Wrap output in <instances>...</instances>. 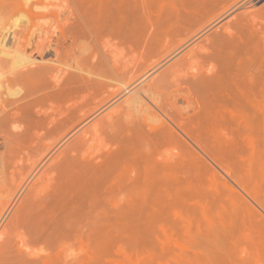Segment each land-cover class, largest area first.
I'll list each match as a JSON object with an SVG mask.
<instances>
[{
	"label": "bare ground",
	"instance_id": "1",
	"mask_svg": "<svg viewBox=\"0 0 264 264\" xmlns=\"http://www.w3.org/2000/svg\"><path fill=\"white\" fill-rule=\"evenodd\" d=\"M103 1H106L105 3H103L104 7H103V4L100 3V0H99L97 3L98 4L100 3V5L102 4V6H100L101 8L100 7L98 8L97 6V8L93 9L92 11L94 12L95 10L94 13H91V11H87V13L90 12L91 14L85 13L86 16L88 15L89 17H86L85 14H82L83 17L84 16L85 17L84 19L83 18L81 19H83L85 26L87 24L88 30H89V33L87 31V34H89V36L96 43V47L91 48L92 50L90 49L88 53L85 48V52L87 54H85V52L83 54V51H81L82 53L75 52L74 46L76 45V43H79L77 41L80 39H77V36L80 33L78 35L76 34L77 36L75 34L69 33L70 34L69 35L68 33H66L67 35L64 36L66 38L63 37L64 39H62L61 42L58 40L59 44L56 43V45H53L51 42L54 40L55 38L54 36H53V40L51 41L49 39H45L44 34H42V36L43 35L44 36L41 37L39 33H38L40 36L39 40L40 38L41 39L43 38L44 40L42 39L41 41H38V38H37L36 39L37 41L33 43L34 38H32L33 44H29V43L25 44L26 42H23L24 40L22 41V34L19 31V34L21 35L20 36L21 41L20 39L18 41H20L21 43L19 44V42L17 43L16 41L17 44H15L13 48L7 47L8 50L0 51L2 52L0 53V56H1L0 61L10 60L11 58L10 59H7V58L11 57V54H12L11 51H13L15 54V55L14 54L12 55H14V57L17 56L18 58L17 61H14V60L10 61V63L14 61L13 64L15 65L16 69L13 68L12 65L10 66L12 67V69H15V70L14 71L12 70L13 71L12 76L11 78L7 80V83L9 86L10 85L17 86L16 88L9 87L10 88L9 90L12 89L11 91L14 92L13 89L15 88L19 91L18 94L17 92L13 93L9 91L10 92L9 94L5 93L3 95V93L6 92L5 91L6 89L8 91V88H6L7 84H5V82L3 81L0 82V139L2 143L4 144L5 143L21 144L18 146L20 150L19 149H17V151L14 150V152L19 151L18 155L17 153H15V156L13 155V157L11 155V152H12L11 150H13L11 149L12 148L11 144H9L11 148L8 147V144H7L8 148L5 147L8 150L9 148L11 149L9 152L10 154L8 153V155H6L7 159H10V158L12 159H10L9 165L7 164L10 167L9 168L10 169V183L9 184L0 183V191L2 190L4 192L3 194L4 196L1 197L0 199V264H40V263L46 262L49 259L51 262H55L56 264H65V259L62 256V253H63L61 250L62 248L59 249L58 251H57V248L62 246L63 239L65 238V234L69 233L67 232V228L69 226L68 218L72 217V216H68L70 211L72 210V209L71 210L69 209V206L71 208L70 203L72 204L71 201L74 199V197L77 196L82 191H85L91 188L93 185L91 183H95L94 181L97 180L98 173L99 172L103 173V171L106 170L108 166H111V164L113 163L112 160L114 158H115L114 165L116 164L120 165V163L122 162L119 159H122L123 154H125L126 156H128L127 158H129L127 159L126 156L123 157V160H124L123 162H126L125 159L128 160L126 163L131 161L130 160L131 158L132 160H136V161L141 160V162H143L144 164L149 163V162L157 163V161L159 160H157L156 158L152 156V152L154 153L155 151L154 150L151 151L148 147L149 141L152 142L154 140L157 142L165 141L168 143L169 142L175 143L179 141L178 140L179 138H182V136H184L185 140L188 139L192 144L194 143L195 145H199L200 140L198 141L196 133H195L196 127L194 125L195 127L194 128L192 125L193 121H196L199 115L195 113L189 114V112L184 109L185 105L183 107V104L186 103L189 107V99H191L194 96V94H198V93L204 94V96H206V94H209V95L219 94V95L228 96V93L229 94L231 93V96H234L233 99L237 100L242 95V54H241L242 35L244 37L245 44L249 45L251 48L253 49L264 48V0H165V4L163 6L164 11L166 13L165 16H167V19L165 20V24H166V21H167V24L168 22L173 21V24L175 25L176 30L177 29L179 30L180 28L184 27V25L186 26L187 23H190V22L192 23V21L194 20L195 22L198 21V24L200 23L199 20L201 22L202 20H204L203 22L205 23L206 19L204 18L200 19L201 18L200 16L204 15L205 13H209L211 15V18H210L211 21L212 20L215 21L223 16L220 19V20L223 19L222 23L221 24L219 23L220 25L219 24L215 25L216 27H213L211 31L209 30V33L204 31L206 34L204 33L203 36H201L200 38L198 37V40L196 41L188 42L190 38L188 39L187 38L188 36H187V37H184L186 38L187 42L185 41V44L183 45H180V46L178 45L180 42L179 40V42H177L175 45L166 44L163 46L162 49H160L161 47L157 48V50L158 49L161 50V51L159 50L160 53L157 52V50H156L157 53L156 52H153V53H155L156 56L159 53L160 56L153 62L152 64L153 66L142 68L143 67L142 64L144 65V62H143L142 64H140L142 67L139 66V64L137 65L138 68L140 67V69L138 70L136 69L133 71L132 68L134 67L135 69L136 66H134L135 65L134 64L133 67L129 68L128 65L133 63L129 60V57L127 58L129 60L128 63L130 64H127L126 62H124L127 59H124L122 61L123 58L122 59L119 58L120 56L119 54L121 51L119 44H121L122 42L124 44L125 43L127 44L128 42L126 40L128 41L132 40V42L134 40V43H135L136 41L135 36L138 35L137 34L138 32H136V34L133 33L131 35L129 33L130 32L129 28H132L133 30V25H135L134 27H136V25L139 26L142 23L139 22V25H138V22H137V24H133L132 27L129 26V24H132L130 23L131 21H128V19H126L128 18L127 15H125L126 17H124V14H125L124 8L127 9L129 7L128 5H126L128 1H126V4H124L128 7H123V4H122L123 2L119 3L117 0H116L117 1L116 4H113L114 2H111V0H103ZM139 2H141V0H139ZM64 3H68V2H64ZM77 3H80V2H77ZM97 3L92 4V5L94 6ZM237 3H241V5L238 8V10L235 13H233L232 8ZM260 3H262L261 6H259L260 8L258 9L257 7L253 8L254 6ZM63 5H66V4H63ZM69 5L70 3H68V6ZM68 6H67V9H68ZM71 6L73 5H70L69 7L71 8ZM88 6L93 8V6L91 5H88ZM132 6L130 8H133ZM137 6L139 5H136V8ZM146 6L148 5H144L141 8L145 10ZM77 8L78 7H76V10ZM82 9H84V7ZM76 10L74 11L72 9L70 13L69 12L68 13L70 14V16L73 15V17L77 19L79 16H81L82 12L79 13L78 15V13H75ZM146 10H148V7ZM164 11L162 12V14H164ZM126 12L127 14H129L128 11ZM139 13L143 14L144 12L143 13L138 12L137 14ZM209 14L208 16H210ZM136 16L134 17L136 18ZM204 16H206V14ZM208 16H207V19H208ZM139 17H140V14H139ZM161 17L159 18L161 19ZM141 18H142V15H141ZM36 19L34 20L36 21ZM145 19L146 18H144V21L143 20L142 21L140 20V21L144 23ZM147 19L149 20V16ZM161 21L159 20V22L162 24ZM211 21L209 22L211 23ZM39 22L40 21H38V23L36 24H39ZM159 22L157 23L160 25ZM193 24L194 26L192 24L191 25L192 27L195 28L196 25L195 23ZM34 25L32 24V26ZM149 25H150V28H149ZM202 25L203 24H201L200 27H204L205 24L203 26ZM207 25H208V22H207ZM152 26L153 25L150 21L148 25L145 24V25H142L141 27L142 28L148 27L149 29H151ZM141 27L140 28L137 27V28L142 29ZM187 27L189 28V26ZM198 27L199 26L197 25V28ZM209 27H211V25H209ZM156 28H159V27H156ZM43 29L44 28H42V30ZM109 29L115 30L114 35H116V37H114L113 35L115 40L113 37H111L112 35L108 36L109 34H113L112 32L110 33L108 32ZM208 29L209 28H207V31ZM84 30L82 29V32ZM143 31H147V34L150 33V30L149 32L148 30H143ZM151 31L154 34V30H151ZM155 31L157 32V29ZM31 32H34V30ZM69 32H72V31H69ZM132 32H135V31H132ZM160 32L159 34H161ZM198 32H200V30ZM180 34L182 35L181 32ZM33 36H36V35H33ZM106 36L113 38L114 42L110 43V41L108 40V38H106ZM140 36L143 37V35H140ZM140 36L139 38H141ZM154 36L152 37L153 38L152 42L155 40L157 41V39H155ZM182 36H185V34ZM11 37H13V34H11ZM16 37L17 36H14L15 39ZM49 37H51L50 34H49ZM49 37H46V38H49ZM57 39L54 42H57ZM181 40L183 39L181 38ZM143 41L145 45V43L150 40L148 38L146 42L144 39ZM11 42L13 43V40L10 41V43ZM150 44H148L149 46L147 47L151 48ZM152 44H154V46L156 47L155 43H152ZM5 45L6 44L4 43L3 44L4 48L2 47V49L6 48ZM132 45H131V48H132ZM141 45L144 47L143 43H141ZM136 46H138V44ZM147 47L143 49L146 50ZM118 48H120L119 52H118ZM149 52H152V51H149ZM131 55H133V53ZM135 56L136 58L138 57L137 54H135ZM170 61L171 63H169ZM57 62H61V63L63 62V66H61L62 64L59 65ZM115 77L122 79V86H117V85L115 86L114 85L115 82L112 83ZM2 80L5 81V77L2 78ZM225 83H229L230 85L228 84V86H226L227 84ZM4 88H5L4 92L1 91ZM83 89H86L88 92H90V95H87L88 93L87 94L84 93L88 97L87 96L77 97L76 95L79 93L78 91H82ZM21 90H23L21 93L24 92L22 96L20 94ZM86 90H83V91H86ZM10 94L12 95L16 94V97H14L15 96L14 95L13 96L14 98H13L12 95L10 96ZM5 95H8L11 98ZM18 95H20L21 97H19ZM228 103H230V106H231V103L235 104L236 102L234 103L231 100V102H228ZM212 104H215L214 101ZM236 105L238 106L239 104H236ZM207 113H212V112L210 110V112L207 111ZM205 115L206 113L204 114V116ZM150 116L158 118V121L155 122L156 118L155 119L152 118V120L154 119V121L151 122L149 119ZM209 116L211 117V115ZM227 116L225 118H227ZM215 121L217 122V120ZM240 128L241 127H239V129ZM96 134L98 135L104 134V136L110 135L112 137L111 138L112 141H114L112 146L103 150L104 148H106L104 147L102 149L103 151L99 153H98L99 149L95 147L96 148L95 151L97 154H85L84 153L85 151L82 150L83 147L89 142L93 143V140H91V138L96 136ZM51 135L53 136V140L51 138L48 140V142H50L51 140L52 142L44 143V140L48 139V137ZM98 137H101V135H99ZM229 138L227 139L229 140ZM100 139L102 138H99L98 140L99 143L100 141H102ZM219 139L221 141V138ZM98 141L96 140V142ZM104 143H100V144H104ZM105 144H108V142H106ZM155 144L157 145V143ZM156 145H154L155 147L151 146L152 148L151 147L150 148L154 149L156 148ZM168 145L169 144H167V146ZM202 147L205 148V146H202ZM159 149H160V146H159ZM5 152H8V151H5ZM120 153H123L121 158H120ZM161 156L163 155H160V157ZM7 159L5 160L7 161ZM173 160H170L167 162L166 161H162V162L160 161V162L162 164H165V163L173 164L175 163ZM185 160L187 161V159ZM5 162H3V166L6 164ZM135 163L137 164L138 162H135ZM190 164H193V162ZM132 165H134L133 162H132ZM138 165H141V163ZM160 165H157V166H160ZM129 166L131 167V165ZM134 166H135V169H137V166L136 165ZM146 166H148V164ZM186 168L188 169V167ZM191 168H193V166ZM191 168L189 167L190 170ZM133 169L132 170L130 169V171L127 172L128 176H130V179H133V175L135 177ZM156 169L158 170V168ZM156 169L154 171H156ZM124 170H123V173H124ZM175 170L178 171V168ZM148 171L149 169L145 167L144 173H148ZM151 171L153 170L151 169ZM172 171H174V169ZM3 172L4 171H2V173ZM156 172L159 173V170ZM107 173L111 174L113 178V174L110 173L109 170L106 172V174ZM141 173L142 172H140V174ZM137 174L138 172H136V175ZM163 174H164L163 177H162V174H160V176L162 177V179L165 180L167 178V175L166 173H163ZM3 175L2 177H4ZM109 177L110 175L108 176V178ZM135 178L134 180H131V181H135L136 180ZM104 179L106 182L107 175H106V178ZM104 179H103V182H104ZM138 179L136 181H139ZM110 180L108 179L109 182ZM108 181L104 184H107ZM120 181L119 182L117 181V183H120ZM131 181H130V185H133V187H135L134 189L136 190L135 184L137 185V182L131 184L132 183ZM157 181H156V185H159L160 181H158L159 183H157ZM166 181H168V179L165 180V182ZM174 181L178 182V179ZM171 182L173 183V185L175 184V182H173V179H171ZM125 183H120V185L121 184L125 185ZM161 183L160 185L166 186L165 183H162V184ZM114 184H112L114 185V187L112 188L115 193L112 192L113 191L112 188H110L109 190L111 191L110 193L116 194L118 190H121V189L124 191L126 190L124 187H120V189L118 188L117 190H115L116 189L115 187L117 185L116 183ZM139 185H141V183ZM170 185H167V187H169ZM99 186L101 188L97 186L98 187L97 190L104 189V188L102 189V184ZM94 187L96 188L95 185ZM150 187L151 186H149V191H150L149 197H151L150 193L152 189H153V192L158 191L159 193V189L155 190V188L151 189ZM158 187L161 188L160 186ZM107 188L109 187L107 186ZM132 188L130 187L131 191H133ZM141 188H143V186H141ZM172 188L174 189V187ZM137 189H140L138 188V185H137ZM92 190L94 189H91V191ZM122 190L120 192L121 194L123 193ZM164 190H163V193H164ZM136 191L138 192V190ZM100 192L102 193V191ZM104 192H107L108 194H110L108 190L106 191L104 190ZM160 193L158 196L159 199H160ZM114 194H110V195L114 196ZM101 195H103V193ZM85 197H84V200H82L81 198L83 203H85V200H86ZM97 197L98 196H96V198ZM106 197L108 198V196ZM96 198L94 201L97 200ZM100 198L101 196L98 198V202L99 201L101 202ZM161 198H163V196H161ZM101 199L103 200V202H105L104 201L105 197L104 199L103 198ZM81 200H79V202ZM91 200L93 199L88 198L89 202ZM143 200H144V197H143ZM145 200H147L148 203L147 202L146 203L148 205H149V202L151 204V201H148V199H145ZM122 201L123 200L120 201L119 199L118 203L119 202L121 203ZM133 202L131 204L132 207H127L125 210L128 212V214L130 212V215H131V209L133 208V205H134ZM137 202L139 203V201ZM76 203H78V201ZM146 203H145V206H143L144 208L148 206ZM86 204H87V201H86ZM107 204L104 203V205H107ZM154 204L152 203L153 206H155ZM140 205H138V207ZM128 206H130L129 203H128ZM78 207L83 208L80 205ZM148 207H151V206H148ZM94 208L95 207H93V209ZM105 208H107V206ZM146 209L147 207L145 208V210ZM118 211L117 213H119ZM132 211H134V209ZM80 212L81 211H78L76 213L79 214ZM137 212L138 211H136V214ZM141 212H142V209H141ZM141 212L139 211L140 214ZM113 213L115 214V212ZM134 213L132 212V214ZM86 215L87 214H85V216ZM91 215L93 214L91 213ZM122 215L120 216L121 218H122ZM99 216L100 218H102L101 217L102 215H99ZM92 217L96 218L94 216ZM139 217L141 218L143 216H139ZM140 218H138V220H140ZM70 219L71 218H69V220ZM96 219H98V217ZM105 219H104V223L106 222ZM117 219H120L119 216L117 217ZM93 220H92L93 222L92 225L94 228H96L98 224L100 225V223H98L97 225H94V223L98 222V220H96L95 222ZM79 223L80 222H78V224ZM85 225L88 228L90 227L93 228L92 226L87 225V223L84 224V227ZM110 226L111 225H109V227ZM100 227H103V226L101 225L98 228ZM109 227L107 226L105 228L109 229ZM74 229L75 228H72L73 231L71 230V232H74ZM76 229H77V225H76ZM68 230L70 231V228H68ZM112 230L110 233H113ZM81 231H82V228H81ZM72 234L70 233V235ZM106 234H108V232ZM96 237L97 236H95V238ZM91 240L95 242L94 238ZM43 251L44 252L48 251V252L45 255L42 253ZM79 256L81 257V255ZM51 262H49V264H51ZM70 262H72V260L71 261L69 260V263Z\"/></svg>",
	"mask_w": 264,
	"mask_h": 264
},
{
	"label": "rangeland",
	"instance_id": "2",
	"mask_svg": "<svg viewBox=\"0 0 264 264\" xmlns=\"http://www.w3.org/2000/svg\"><path fill=\"white\" fill-rule=\"evenodd\" d=\"M63 1L70 3V5H73L74 8H73V6H71V8H70L69 7L70 5L68 6V3H64ZM98 1L97 0H0V34L1 35L3 34L2 36L0 35L2 37V38L0 37V41H1L0 42V51L8 50V48H11V47L13 48V46L15 44H17L18 42L20 44L21 43L20 42L21 41V38H20L21 35L19 34V31H20L22 34V41L24 40L23 42H26L25 44H28V43L33 44L37 41L36 40L37 38H38V41H41L43 38L42 39L40 38V40H39V37H40L39 34H40L41 37H43L45 35L44 38L49 39L51 41L53 40V36L56 39L58 38L57 42H54V41H56L55 38L51 42L53 45H56V43L59 44V41L61 42L62 39L66 38V37H64L65 35H67L66 33L75 34V35L76 34L78 35L80 33L78 36L76 35L77 39H80V40H78V41L76 40L79 43H76V45L74 46L75 52L76 53H78V52L82 53L81 51H83V54H84L85 48H86V51L88 53L91 48L96 47V43L89 36V34H87V31L89 33L88 26H87V24H86L87 27L85 26L83 19L86 16L85 13H87V11H91V13H94L95 10H94V12H92L93 9H96L97 6L99 8L100 6H102L103 3L106 2V1L100 0V3H102L100 5V3L99 4L97 3ZM117 1L119 3L123 2L122 3L123 7L129 6L128 7L129 9L124 8L125 14L123 13L124 17H126L125 15H127L128 18H126V19H128V21H131L130 23H132V24H129V26L132 27V25L137 24V22H138V25H139V22L142 23L139 26L136 25V27H134L135 25H133V30H132V28H129V31H130L129 33L131 35L133 33L136 34V32H138L137 33L138 35H136L137 37L135 36V40H136L135 43H134V40H133V42H132V40H129V41L126 40L128 43L124 44L122 42L121 44H119L121 49L118 48V52L121 50L120 54H119L121 57L119 56V58H121V59L123 58L122 61L124 59L128 60L127 57H129V60L131 62H133V63H131L132 64L131 65L130 63H128L129 60L124 61L127 64H130V65H128L129 68L133 67V65L135 64L134 66H136V67H135V69H134V67L132 68L133 71L136 69L137 70L140 69V67L138 68L137 65L139 64V66H141L140 64H142L143 62H144V65L142 64V66H143V67L141 66L142 68H147L148 66H150V67L153 66L152 65L153 62L160 56V54H159L161 51L160 49H162L164 45H166V44L175 45L177 42H179V40H180V42L178 45L179 46L183 45V44H185V41H186V38H184V37H187V36H188L187 37L188 39L190 38L188 40V42L196 41V40H198V37L200 38L201 36H203V34L205 33L204 31L209 33V30L211 31L213 29V27H216L215 25H217L219 23L221 24L222 20H223V19L220 20L223 17L222 16L221 18H219L215 21L214 20L211 21L210 20L211 15L209 13H205L206 16H204L205 15L204 14V15L200 16L201 18L199 17L200 19H202V18L206 19L205 23L203 22L204 20H202L203 23L200 20H199V22L203 25L205 24L206 26L204 25V27H200L201 24L199 23L200 24L199 25L198 21L195 22V20H194V21H192V23L191 22L187 23L186 26L184 25V27L180 28L179 30L177 29L178 30V32H177L176 27L173 24V21L168 22V24L166 21V24H165V20L167 19V16H165L166 13H165L164 7H163L165 4V0H153V1L152 0H141V2H139V0H117ZM117 1L111 0V2H114L113 4H116ZM126 1H128L127 4H126ZM77 2H80V3H77ZM83 2H85V3L87 2V3L85 4ZM71 3H73V4H71ZM95 3H97V4L94 5L95 6V8H94V6L92 4H95ZM63 4H66V5H63ZM124 4H126L128 6H126ZM261 4L262 3L254 6L253 8L257 7V9H258V8H260L259 6H261ZM88 5L93 6V8L89 7ZM136 5H139V6H137V8H136ZM144 5H148V6H146L145 10L143 8H141ZM149 5L151 6V8ZM240 5H241V3H237L234 5V7L232 8L233 13H235L238 10ZM67 6H68L69 10L67 9ZM75 6L78 7L77 10H76ZM82 6L84 7V9H82L83 8ZM131 6L133 8H130ZM103 7H104V4H103ZM147 7H148V10H146ZM152 7H154V8H152ZM72 9L74 11L76 10L75 13H78V15H79V13L82 12L81 16H79L80 18L79 17H78L79 19L77 18L78 21L75 17H73V15L70 16L69 13ZM86 9H88V10H86ZM140 9H142V10H140ZM126 11H128L129 14H127ZM163 11H164V14H162ZM138 12H142V13L144 12L145 14L147 12V14L148 13L149 14L145 15L144 13L143 14L139 13L140 14V17H139V14H137ZM88 13H90V12H88ZM82 14H85V16L83 17ZM208 14L210 16H208ZM33 15H34V17H33ZM64 15L65 16L67 15L68 17L67 16L65 17ZM136 15H138V16H136ZM141 15H142V18H141ZM134 16H136V18ZM148 16H149V20L147 19ZM207 16H208V19H207ZM86 17H89V16L87 15ZM132 17H133V19H132ZM138 17H139V19H138ZM159 17H161L162 21ZM81 18H83V19H81ZM129 18H131V19H129ZM144 18H146V19H145V22L143 23L141 21L142 20L144 21ZM34 19H36V21L37 20L40 21L39 24H36V23H38V21L36 22ZM134 19L135 20L138 19L139 21L136 20V22H135ZM32 20H34V21H32ZM146 20H147V22H146ZM159 20L162 22V24L159 22ZM196 20H198V19H196ZM31 21L34 23H32ZM150 21L153 25L151 29H149L151 24L149 25V28L146 27L147 29L144 27H143L144 28L143 29L141 27L142 25H145V24L148 25L150 23ZM209 21H211V23ZM219 21H221V22H219ZM157 22H159L160 25ZM207 22H208V25H207ZM31 23L33 25L34 24H36V25L32 26ZM193 23H195V25H196L195 28L192 27V25L194 26ZM73 24H75V25H73ZM170 25H172V26H170ZM197 25L199 26L198 28H197ZM209 25H211V27H209ZM38 26H40V27H38ZM187 26H189V28H191V29H189ZM137 27H139V28L141 27L142 29H138ZM156 27H159L160 29L156 28ZM42 28H44V29L42 30ZM67 28H69L70 30ZM169 28H171V29H169ZM201 28H203V29H201ZM207 28H209L208 31H207ZM82 29L83 30L85 29L84 30L85 32L84 31L83 32L86 34V36L82 32ZM156 29H157V32L155 31ZM187 29H189V30H187ZM198 29L200 30V32H198L199 31ZM33 30H34V32H31ZM80 30H81V32H80ZM139 30H140V32H139ZM143 30H148V32L150 30V33H152V34H153V32L151 30H154V34L153 35L150 33L147 34V31H143ZM69 31H72V32H69ZM114 31H115L114 29H109L108 32L109 33L112 32L113 34H109L108 36L112 35L111 37H113V35L115 34ZM132 31H135V32H132ZM14 32H15V34H14ZM46 32L47 33L49 32V33L47 34ZM159 32L161 34H159ZM180 32L182 33V35L185 34V36H182L180 34ZM30 33H31V35H30ZM188 33H189V35H188ZM11 34H13V37H11ZM32 34L36 35L37 37L33 36ZM42 34H44V35L42 36ZM49 34L51 37H49ZM167 34H168V36H167ZM140 35H143V37ZM4 36L5 37L8 36V37L5 38ZM14 36H17L16 39L14 38ZM139 36L141 38H139ZM153 36L155 37V39H157V41L155 40L152 42ZM46 37H49V38H46ZM111 37L106 36V38H108L110 43L114 42V40H115L114 37H116V35H114V37H113L114 40ZM32 38H34L33 39L34 42H33ZM109 38H111V39H109ZM148 38L151 41V42L148 41L149 43L146 42L148 40ZM181 38L184 41L181 40ZM19 39H20V41H18ZM140 39L142 40V42ZM143 39L146 42L145 45H144ZM4 40H6V41H4ZM12 40H13V43L12 42L10 43V41H12ZM16 41H17V43H16ZM4 43L6 45L7 44H9V45H7V46L5 45L6 48L2 49ZM115 43H113V44H115ZM136 43L138 44V46H136L137 45ZM141 43H143L144 47L141 45ZM147 43L148 44L151 43L150 44L151 48L147 47V46H149ZM152 43H155L156 47ZM11 44H12V46H11ZM131 45H132V48H131ZM125 46H127V47H125ZM145 47H147L146 50L143 49ZM128 48H130V49H128ZM157 48H160V49L157 50ZM156 50H157V52H159L157 56L155 55V53H153V52H156ZM149 51H152V52H149ZM131 52L133 53V55H131L132 54ZM263 52H264V48L253 49L249 45L245 44L244 37L242 35V52H241V54H242V95L239 97L241 99H239V98L237 100L233 99L234 96H231V93L230 94L228 93V96L227 95H219V94H210V95L206 94V96H204V94L198 93V94H194V96L191 99H189V107L186 103L183 104V107L185 105L184 109L186 111H188L189 114L195 113V114L199 115L198 119L196 121H193V124H192L193 127H194V125L196 127V128L195 127L194 128H195V133H196L197 139H198V141L200 140L199 145H195L194 143L192 144L188 139L185 140L184 136H182V138H179L178 139L179 141H177L175 143L174 142L168 143L165 141L157 142V141L153 140L154 142L152 141L153 142V144H152V142L149 141V143H148L149 149L151 151L152 150L155 151L154 153L152 152V156L154 158H156L157 160H159V161H157V163L156 162H149L150 164L152 163L151 165L149 163L144 164L143 162H141V160L140 161L139 160H137V161L132 160V158L130 159L131 161L126 163L128 161L127 159H129V158H127L128 156L123 154L125 152L120 153V158L123 154L122 159H119V160H121L123 165H122V163H120V165L116 164L117 166L114 165V160H115V158H114L112 160L113 163L111 164V166H108V168L103 171V173L105 172L104 174L101 172L98 173V176H97L98 181L95 180L94 181L95 183H91V184H93L91 188H89L85 191H82L81 192L82 194L79 193L77 196L74 197V199L71 201L72 204L70 203L71 208L69 206V209L73 210V211L71 210L69 215H68V216H72V217H69V218H71L70 220L68 218V221H69L68 228H70V231L67 228V232H69V233L65 234V238L63 239L62 246L57 248V251L62 248L61 249L63 252L62 256L65 259V264H67V263L68 264H71V263H73V264H264V53ZM0 53H2V52H0ZM11 53L14 54L13 51H11ZM87 53L85 52V54H87ZM121 53H122V55H121ZM140 53H141V55H140ZM149 53H150V55H149ZM12 54H11V57L7 58V59L11 58L10 60L0 61V82H2V81L5 82V84H7L6 88H8V91H7V89L5 90V88L1 90L3 92H4V90L6 91L3 93V95L5 93L9 94L10 92H13V91H11L12 89L9 90L10 89L9 87H12V88L17 87V86H11V85L9 86L7 83V80L9 78H11V76H12V72L16 69L15 65L13 63H14V61L18 60L17 56H15L16 57L15 58L14 57L15 54L14 55H12ZM135 54H137L138 59L136 58ZM130 56H132V57H130ZM134 56H135V58H134ZM0 58H1V56H0ZM173 59H175V58H173ZM12 60H14V61L11 62L12 63L11 64L10 61H12ZM2 63H3V65H2ZM57 63L59 65L62 64L61 66H63V62L62 63L57 62ZM169 63H171V61ZM11 65L15 69H12V67H10ZM10 69H11V71H10ZM1 75L5 77V81L2 80V78H4V77H2ZM112 83H114L115 86L116 85L122 86V79L115 77ZM225 84H227L226 86H228L229 83H225ZM15 88L13 89L14 90L13 93L17 92V94H18L19 91ZM83 90H86V89H83ZM83 90L78 91L79 93L77 92L78 94L77 95L75 94V95L77 97H84V96L86 97L87 95H90V92H88L87 90H86L87 92L83 91ZM22 91L23 90L20 91L21 96L24 93V92L21 93ZM84 93L85 94L88 93V94L85 95ZM79 94H80V96H79ZM11 95L12 94H10V96ZM14 95H12V97L13 96L16 97V94H14ZM232 95H233V93H232ZM5 96H8V95H5ZM18 96L21 97L20 95H18ZM9 98H11V97H9ZM216 98H217V100H216ZM212 100L214 101L215 104H212L213 103ZM231 100H232V102H234V103L236 102V103L235 104L231 103V106H230V103H228V102H231ZM215 101H217V102H215ZM238 101H240L242 104ZM207 103H208V105H207ZM210 104H212V105H210ZM236 104H239L238 106H240V107H238ZM186 105L188 108L186 107ZM205 105H207L208 107ZM194 106H195V108H194ZM203 106H205V107H203ZM214 106L215 107L217 106V107L215 108ZM212 109H214V110H212ZM210 110L212 113H207V111L210 112ZM201 112L202 113L205 112L206 115L204 116L205 113L202 114ZM209 115H211V117ZM225 115L226 116L228 115L227 116L228 119L225 118L226 117ZM152 118L155 119L156 117L150 116L149 119L151 122L154 121V119L152 120ZM215 120H217V122ZM157 121H158V118L155 119V122H157ZM200 121H201V123H200ZM219 121H221V122H219ZM202 122H203V124H202ZM239 127H241V128L239 129ZM197 129H198V131H197ZM200 129H202V130H200ZM202 133H203V135H202ZM104 134H106V133H104ZM104 134H99V135H101V137H98L99 135L96 134V136L91 138V140H93V143L89 142L88 143L89 145L86 144L83 147L82 150L85 151L84 153L85 154H97L95 151L96 148L99 149L98 150V153H99V152L111 147L113 142H114L111 139L112 137L110 135L104 136ZM109 136H110V138H109ZM51 138L53 140L52 135L49 136L48 139H46L47 141L44 140V143L52 142V140L50 142H48V140ZM99 138H102V139H100V140H102V141H100V143L108 142V144H105V143L100 144L98 141ZM105 138L107 141L105 140ZM205 138H206V140H205ZM219 138H221V141ZM227 138H229V140ZM96 140L98 142H96ZM110 141H111V143H110ZM155 143H157V145ZM7 144H8V147H10V148L12 146L11 149H13V150H11L10 148H9V150L6 149V148H8ZM9 144H11V143H5V144L2 143V141L0 139V156H1L0 157V171H1L0 172V179L3 180V181L0 180V183H2V184L3 183H7V184L10 183V169H9L10 167L8 165H9L10 159H12V158L7 159L6 155H8L10 150L13 152V153L11 152L12 157H13V155L15 156V153H17V155H18L19 151L14 152V150L17 151V149H19L18 146L21 145L18 143H16V144L12 143L11 146H9ZM91 144H93V145H91ZM167 144H169V145L167 146ZM15 145H17V146H15ZM154 145H156V148L151 149L152 148L151 146L155 147ZM192 145H194V146H192ZM201 145L205 146V148L202 147ZM159 146H160V149H159ZM16 147H18V148H16ZM104 147H106V148H104ZM92 149H93V151H92ZM173 149H175L176 151ZM5 151H8V152H5ZM3 152H4V154H3ZM165 152H167V153H165ZM158 153H160V154H158ZM160 155H163V156L160 157ZM124 156H126V158H127V159H125L126 162H123ZM173 156H175V157H173ZM5 159H7V161L8 160L9 161L7 162ZM173 159H175V160H173ZM185 159H187V161ZM119 160H118V162H119ZM170 160H173L175 163H173V164H169V163L162 164L161 163L162 161L167 162ZM3 162L6 163L4 166H3ZM132 162L134 163V165L137 166V169L139 167L138 170L135 169V166L132 165ZM135 162H138V163L136 164ZM139 162L141 163V165H138V164H140ZM192 162H193V164H190ZM147 164L149 167L146 166ZM156 164L157 165L162 164V165L157 166ZM129 165H131L132 168ZM154 165H156V166H154ZM112 166H114V167H112ZM144 166L147 169H149L148 173H144V170H145ZM179 166H180V168H179ZM192 166L194 169L191 168ZM2 167L4 170L2 169ZM153 167L155 169L158 168L159 173L156 172V171H158L157 169H156V171H154L155 169ZM186 167H188V169L190 167L191 170L189 169L190 170L189 171ZM116 168L119 170H117ZM129 168L131 170L133 168L135 169V170L133 169V171H134L135 177H137V178H135L133 175V179H130V176H128V173H127L128 171H130ZM177 168H178V171L175 170ZM184 168H185V170H184ZM126 169H128V170H126ZM151 169L153 171H151ZM173 169H174V171H172ZM108 170L110 173L113 174V178H112L111 174H108V173L106 174V172ZM115 170H117V171H115ZM123 170H124V173H123ZM160 170H161V172H160ZM2 171H4V172L2 173ZM119 171H121V172H119ZM136 172H138L137 175H136ZM140 172H142V173L140 174ZM119 173H121V174H119ZM163 173H166V175H167V178L165 180L168 179V181H166V182L164 179H162V177L164 176ZM105 174L107 175L106 182L108 181V179L110 180V178H111L110 182L108 181V183H107L108 185L104 184V183H106L105 179H104V178H106ZM160 174H162V177L160 176ZM2 175L4 177H2ZM109 175H110V177L108 178ZM116 176L118 179L116 178ZM122 177H123V179H122ZM138 177H139V179H138ZM169 177L171 179H173V182H175L174 185L171 182V179ZM134 178L136 180L138 179L139 181H136V180L131 181V180H134ZM157 178L158 179L160 178V179L158 180ZM103 179H104V182H103ZM140 179H142V180H140ZM177 179H178V182L174 181ZM157 180L160 181V183L162 181H164L162 183H165L166 186L160 185V183ZM117 181L118 182L120 181V183H125L127 181L128 183L126 182L125 185H122V184L120 185V183H117ZM130 181L132 182L131 184L137 182L138 188H140V189H137V185L135 184L136 190H138V192L134 189L135 187H133V185H130ZM143 181H144V183H143ZM156 181H157V183H159V185H156ZM176 182H177V184H176ZM114 183H116V185L118 186V187L117 186L115 187L116 189L114 188L115 190H117L118 188L120 189V187H124L126 190L124 191L121 189L123 192L122 194L120 193L121 190H118L119 194H118V192H116V194H114L115 192L112 188L115 185ZM138 183L139 184L141 183V185H139ZM146 183L149 186H151L150 187L151 189L152 188H155V190L159 189V193L162 190L160 193V199L158 197L159 196L158 191L153 192V189L152 190L150 189L152 194L150 193L151 197H149V192H150L149 186ZM101 184H102V189L103 188L104 189L103 190L98 189V190L102 191L103 195H101L102 193L97 190L98 187L101 188L99 186ZM112 184H114V185H112ZM94 185L96 186V188L94 187ZM167 185H170V186L167 187ZM107 186L109 188H107ZM141 186H143V188H141ZM158 186H160L161 188H159ZM130 187L131 188L133 187L132 188L133 191H131ZM172 187H174V189ZM110 188H112V190H113L112 192H114V193H110L111 192V191H109ZM167 188H169L171 190H169ZM91 189H94L95 191L94 190L91 191ZM147 189H148V191H147ZM104 190L105 191L108 190V192L110 194H114V196L108 194L107 192H104ZM163 190H164V193H163ZM88 191L91 192L92 194L89 193ZM104 193H105V195H104ZM3 194H4V192L1 190L0 191V199H1V197L4 196ZM95 194H96V196H98L97 198H96ZM152 195H153V197H152ZM83 196L84 197L86 196L85 197L86 198L85 203H83V201H82V200H84ZM100 196L103 199H104V197H105V199H107V200L104 199L105 202H103V200L100 198L102 204L100 201L98 202V198ZM106 196H108V198ZM146 196H147V198H146ZM161 196H163V198H161ZM143 197H144V200H143ZM81 198H82V200H81ZM88 198L89 199L91 198L93 200H91L89 202ZM95 198L97 199L96 201H94ZM141 198H142V200H141ZM114 199H116V200H114ZM119 199H120V201L121 200H123V201L121 203L120 202L118 203ZM145 199H148V201H151V204L149 202V205H148L147 204L148 202ZM79 200H81V201L79 202ZM136 200L139 201V203ZM77 201H78V203H76ZM86 201H87V204H86ZM133 201L136 203H134ZM141 201H142V203H141ZM144 201H145V203L147 202L146 204L148 206H151V207L146 206L147 209L145 210L146 207L145 208L143 207V206H145ZM132 202L135 206L133 205V208L131 209V215H130V212L128 214V212L125 210L127 207H132V205H131ZM94 203L97 205H95ZM104 203H106V204L108 203V204L104 205ZM128 203L130 204V206H128ZM140 203H141V205H140ZM152 203L153 204L155 203L154 204L155 206H153ZM111 204H113V205H111ZM118 204H119V206H118ZM79 205L81 207H83L84 209L79 208L78 207ZM103 205L105 207L107 206V208H105ZM138 205H140L139 207H141V208H139ZM86 206L88 209L86 208ZM93 207H95V208L93 209ZM85 208H86V210H85ZM114 208L117 210H115ZM92 209L94 212L92 211ZM133 209H134V211H132ZM141 209H142V212H141ZM83 210H85V211H83ZM108 210L110 213L108 212ZM120 210L122 213L120 212ZM78 211H81V212L79 214H77L76 212H78ZM117 211L119 213H117ZM124 211L128 215H126ZM136 211H138L137 214H136ZM139 211L141 212V214L143 213L144 215L143 214L141 215L139 213ZM90 212L93 215H91ZM113 212H115L116 215ZM132 212L133 213L135 212L134 213L135 215L132 214ZM76 214L79 216H77ZM85 214H87V215L90 214L91 216L90 215L85 216ZM112 214L115 217H113ZM96 215H98V216H96ZM99 215H102L101 216L102 218H100ZM121 215H122V218L120 217ZM138 215L143 216V217H141L142 219ZM92 216H94L96 218L98 217V219L93 218ZM116 216L117 217L119 216L120 219H117ZM89 217H91V218H89ZM103 217H104V219L106 218L105 223H104ZM138 218H140V220H138ZM78 219H80V220H78ZM91 219L92 220L94 219L93 220L94 222L96 220H98V222H95L96 224L94 223V225H97L98 223H100V225L98 224L97 226L99 227L102 225L103 227L98 228L96 226V228H94L92 225L93 222ZM99 219L101 222L99 221ZM71 220H72V222H71ZM78 222H80V223L78 224ZM81 222H82V224H81ZM83 223L84 224L87 223V225L92 226L93 228H91V227L88 228L86 225L84 227ZM88 223H90L91 225ZM76 225H77V229H76ZM109 225H111V226L109 227ZM107 226L109 227V229L105 228ZM79 227H80V229H79ZM122 227H123V229H122ZM72 228H75L74 232H71ZM81 228H82V231H81ZM112 228H113V230H112ZM86 229L88 232L86 231ZM94 229H95V231H94ZM97 230H98V232L99 231L100 232L98 233ZM111 230L113 233H110ZM85 231H86V233H85ZM82 232H83L84 236H83ZM107 232H108V234H106ZM70 233L71 234L73 233L75 235H73V234L70 235ZM95 236H97L99 239L97 237L95 238ZM101 236H102V238H101ZM110 236H111V238H110ZM93 238H94L95 242H93V240H91ZM106 238H107V240H106ZM113 240H115V241H113ZM92 244L94 247L92 246ZM73 246L75 249L73 248ZM66 248H67V250H66ZM72 249H73V251H72ZM47 252L48 251H45V252L43 251L42 253L46 255ZM69 253H70V255H69ZM74 255H75V257H74ZM79 255H81V257ZM66 258H67V260H66ZM70 258H72V259H70ZM77 258H78V260H77ZM68 259L70 261L72 260V262L69 263ZM49 262H51L50 259L47 260L46 262L40 263V264H49ZM51 264H56V263L51 262Z\"/></svg>",
	"mask_w": 264,
	"mask_h": 264
}]
</instances>
